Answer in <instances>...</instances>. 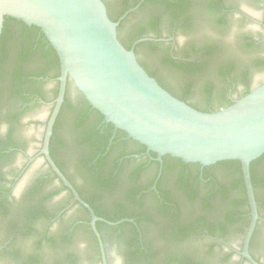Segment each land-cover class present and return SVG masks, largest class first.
<instances>
[{
	"label": "flooded vegetation",
	"instance_id": "flooded-vegetation-1",
	"mask_svg": "<svg viewBox=\"0 0 264 264\" xmlns=\"http://www.w3.org/2000/svg\"><path fill=\"white\" fill-rule=\"evenodd\" d=\"M102 1L109 15L114 10L121 11L124 3L136 0ZM164 1L165 7L160 8L152 0H138L132 7L135 9L123 19L121 17L129 9L116 20H111L118 22L117 36L124 46L137 30L143 28L146 30L140 38L162 39L163 41L153 43H161L172 60L179 62L184 59L177 54L187 49L193 41L189 28L195 26L194 18L197 15L206 12L209 0ZM230 13L232 16L242 17L248 24L259 23L258 19L241 9L232 7ZM171 14H177V20H173ZM227 14L229 15V10ZM155 18L159 19L158 24L150 28L149 22ZM17 21H3L0 33V36L3 35L2 31L5 29V36L0 39V122L7 123L6 131L0 135V264H80L72 246L80 230L89 236L91 231L95 236L90 225L91 216L84 206L74 200L71 191L59 181L40 153L47 119L56 98L54 89L58 77L54 78L48 62H42L40 35L35 33L31 39L30 56L20 63L24 77H28L20 84L15 80L13 74L24 43L19 33L22 27ZM30 27L32 26H27ZM140 38L133 39L125 47L130 49ZM137 45L134 46V53L139 63L148 71L150 63L140 62ZM40 71L45 72L44 76L36 77ZM15 82L19 84L18 90L12 95ZM44 82L52 84V96L49 99L43 93ZM70 83L67 82L66 85L67 95ZM244 92L243 86L238 88L231 85L227 87L225 98L233 102L243 96ZM14 101L17 104L12 106ZM184 102L192 107L196 105L189 98ZM36 106H48L50 111L39 143L31 150L28 143L17 135V128L39 126L38 121L22 120L23 115ZM95 126V129L103 133L107 122L103 119L95 123ZM58 129L55 132L56 138H60ZM117 133V129L113 128L103 145L101 139L94 137L79 151L75 150L74 144L66 149L69 153H78V166L80 156H86L91 150H98L93 163L101 158V167L93 170L87 166V170L102 186L92 185L87 180L88 188L85 192L70 178L64 167L63 170L58 168L80 199L93 210L96 217L103 220L95 222L102 249L96 236L97 248L93 243V257L99 264H109L103 229L114 231L118 240L125 245L119 264H250L240 254L246 230L241 235L239 225L227 226L224 231L214 233L192 230L199 214V202L203 197L210 199L217 190L211 168L216 164L201 167L198 164L184 163L185 166H179L176 159L169 156H162L159 162L157 156L147 152L144 146L127 136L117 137ZM55 136L52 129L48 150L56 165L59 162V146L56 143L51 145ZM51 149L56 151L53 156ZM17 158L24 160L22 164L14 169L9 168L10 162ZM39 162L42 171L26 182L30 170ZM256 174L259 180L264 181L263 166L258 167ZM47 185L51 189L46 190ZM57 196H65L67 199L65 203L55 207L54 200ZM129 196L132 199H128ZM254 196L258 214L264 218V185L259 188L258 196L254 191ZM121 211L128 212L131 217L110 221V218ZM72 212H77L79 216L69 218ZM104 221L118 223L109 225ZM100 223L104 226L98 227ZM122 223L125 225L120 226ZM233 239H237L236 242ZM261 251H264V222L258 221L249 243L248 254L258 264H264L257 255Z\"/></svg>",
	"mask_w": 264,
	"mask_h": 264
},
{
	"label": "water",
	"instance_id": "water-1",
	"mask_svg": "<svg viewBox=\"0 0 264 264\" xmlns=\"http://www.w3.org/2000/svg\"><path fill=\"white\" fill-rule=\"evenodd\" d=\"M261 1L262 12L259 0H224L227 6L241 9L259 20L257 24H244L239 16H232L225 30L229 41L240 33H248L253 37H257L258 32L264 35V0ZM134 9L125 12L121 19ZM5 17L21 21L27 26L38 27L56 52L60 67L58 92L47 119L40 153L59 181L71 191L74 200L89 212L91 229L101 249L95 222L103 220L96 217L93 210L80 199L49 156V140L64 101L67 82H71L67 95L71 105L78 106L83 97L103 116L105 122L144 146L147 152L154 153L159 162L162 156L201 167L223 161H238L250 215L240 254L250 264H258L248 254V247L257 222H264V218L257 211L250 164L264 154V66L254 71L253 86L248 93L226 107L203 112L173 96L139 63L134 53L135 45L163 40L144 37L127 49L118 39V22L109 18L102 0H0V33ZM255 54L264 57V47L255 50ZM138 57L140 62L149 64L145 48L139 49ZM237 86L241 87L240 84ZM51 88L50 82H44L43 93L48 99L52 96ZM226 90L215 91V104L225 98ZM189 99L194 104L204 103L198 91H194ZM16 104V101L12 102V106ZM49 111L48 106H36L22 117L25 122H39L36 127L31 125L17 128V135L28 143L31 150L39 143ZM67 111L66 109L64 112L65 118L70 117ZM67 122L68 120L65 126L62 124L59 127L57 134L66 147H72ZM6 129L7 123L1 121L0 135ZM58 151L57 159L67 174L86 192L88 182L85 173L78 166L77 153H69L64 148H58ZM23 161L22 158H17L8 167L17 168ZM41 171L39 162L30 170L26 182ZM49 189L51 187L47 185L46 190ZM66 199L65 196H57L54 206L62 205ZM78 216L77 212H72L69 218ZM104 222L109 225L118 223ZM103 234L109 264H119L125 249L124 243L118 240L114 231L103 229ZM236 240L233 239L234 242ZM72 247L80 264H99L93 257L91 237L83 230L77 232ZM257 255L264 261V251Z\"/></svg>",
	"mask_w": 264,
	"mask_h": 264
},
{
	"label": "trees",
	"instance_id": "trees-1",
	"mask_svg": "<svg viewBox=\"0 0 264 264\" xmlns=\"http://www.w3.org/2000/svg\"><path fill=\"white\" fill-rule=\"evenodd\" d=\"M155 5L160 8L165 7L164 0H152ZM138 0L133 3L126 2L123 5L121 11H112L108 16L112 20H116L125 11L134 7ZM259 2H261L259 0ZM206 12L201 15H197L194 20L196 22L193 28H189V33L193 37L192 43L184 51L177 54L182 59L195 58L193 61H179L175 62L167 54V49L162 46L161 43L143 42L137 45L139 51L140 48H145L147 56L149 57L150 68L147 67L149 75L154 77L157 82L172 95L178 96L181 100L188 99L193 91H198L199 95L204 99L203 104H196L193 108L210 112L216 111L222 107L230 105L232 102L223 98L219 104L213 102V95L215 91L221 90L222 92L227 89L228 86H237L240 84L245 88L243 95L248 93L252 88V77L254 71L264 66V57H259L255 54V50L260 47H264V35L258 32L257 37H253L248 33H240L235 36L232 41L227 39L225 33L228 21L232 18L230 10L232 7L223 3V0H209L205 7ZM229 10V15L227 11ZM173 20H177L178 15L171 14ZM229 19V20H228ZM12 20L9 17L4 18V22ZM158 18L152 19L149 22V27H156L158 24ZM240 20L247 24V22L240 17ZM18 25L22 27L20 30V37L24 41L21 52L19 54L17 65L14 70L13 77L15 80L21 83L28 76L24 77V73L20 68L21 62L26 61L30 56V48L32 45V37L35 33L40 35V49L41 60L49 63V67L54 73V78L60 74L59 60L56 52L46 40L44 34L38 27L32 26L27 28L26 25L17 21ZM199 23V26H198ZM146 29L137 30L132 39L125 42V46H129L133 39H137L144 36ZM5 29H3L0 39L5 36ZM168 68V71L166 68ZM44 71L38 72L36 77H43ZM211 80L212 82H209ZM18 82H15V89L11 93L15 94L18 90ZM58 83L54 89V98L57 95ZM70 113V117H64L65 110ZM103 116L93 109L87 101L82 97L78 106L71 105L67 100V89L65 93V100L59 115L56 119L53 134L55 136L58 126L64 125L67 122V126L71 131V137L75 150L79 151L81 147L87 145L94 137L101 139V145L106 143L113 130V125L107 123L103 133L95 129V123L103 120ZM65 120V121H64ZM94 122V123H93ZM118 136H126L120 130H117ZM57 144L59 148L67 149L65 142L53 137L51 145ZM52 147V146H51ZM51 155L56 153L51 149ZM78 154V153H77ZM98 155V150L94 149L86 156H80L79 167L85 173L87 180L92 185L102 186L101 183L95 181V179L89 174L87 166L97 169L101 167V158H97L93 163V159ZM168 157V156H166ZM57 167L63 170V165L60 162H56ZM176 163L179 166H185L184 163L176 159ZM264 167V154L258 159L254 160L250 164V177L252 186L255 191V195H259V188L264 185V181L257 178L256 171L258 167ZM212 168V174L214 177V185L217 187L214 196L210 199L203 197L199 202L198 209L199 214L195 218V225L193 231L207 230L211 233L217 231H224L225 227L231 225H239V232L244 234L249 220V207L247 204L246 192L243 184L240 163L238 161H223L218 162ZM214 189V188H213ZM212 189V190H213ZM214 191V190H213ZM132 199V197H128ZM193 211L190 213L192 214ZM259 213H262L261 211ZM261 215V214H260ZM131 217V215L125 211H121L120 214L114 218H110V221H117L121 218ZM104 226L100 223L99 226ZM125 225L122 223L120 226ZM111 229H113L111 227ZM91 239L97 248V241L93 233L90 231Z\"/></svg>",
	"mask_w": 264,
	"mask_h": 264
}]
</instances>
